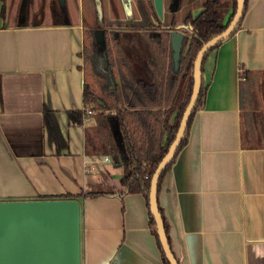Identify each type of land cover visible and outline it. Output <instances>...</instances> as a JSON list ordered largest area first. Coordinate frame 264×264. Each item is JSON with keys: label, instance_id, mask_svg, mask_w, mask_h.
<instances>
[{"label": "crops", "instance_id": "0c3cea01", "mask_svg": "<svg viewBox=\"0 0 264 264\" xmlns=\"http://www.w3.org/2000/svg\"><path fill=\"white\" fill-rule=\"evenodd\" d=\"M101 1L120 18L152 2L5 0L2 17L0 0V200L77 199L81 264H163L145 197L120 196L124 167L88 146L95 114L68 123V110H85L83 19ZM203 1L179 0L178 16L195 17ZM203 67V105L158 192L172 247L182 264H264V136L244 132L264 133L253 120L256 87L264 109V0H247Z\"/></svg>", "mask_w": 264, "mask_h": 264}, {"label": "trees", "instance_id": "16d2710c", "mask_svg": "<svg viewBox=\"0 0 264 264\" xmlns=\"http://www.w3.org/2000/svg\"><path fill=\"white\" fill-rule=\"evenodd\" d=\"M2 1L1 16L5 13V0ZM230 13L226 19L222 0H204L202 11L194 18L187 16L190 25L186 49L183 48L177 70L173 68L172 49L166 34L153 35L151 30L175 27L161 21L154 11L152 2L149 8L140 1L143 15L139 20L116 21L118 26L132 29L130 36L115 37L111 30L102 28L105 33L103 42H98L95 30L90 29L88 42L83 44L82 58L92 70L95 87L84 82L83 101L85 110H68L70 124H82L86 109L90 106L98 109L92 142L87 137L88 146L98 154H108L113 162L124 167L120 178L123 189L120 196L127 192H140L146 200L149 225L160 250L163 264H171L163 248L157 218L151 203V182L154 172L169 150L190 101L194 88V65L201 47L211 38L221 34L230 24L237 8V0H231ZM247 9V0L238 24L225 39L239 27ZM154 16H151V14ZM170 25V26H169ZM120 26V27H121ZM118 31V30H116ZM158 33V32H157ZM225 39L217 42L204 54L200 67V90L194 107L188 117L183 135L175 152L164 165L156 186L157 208L160 214L166 241L177 264H182L173 250L168 225L158 201V192L171 165L180 149L187 141L188 131L194 113L203 105L206 86L204 84V62L208 54ZM104 53V54H103ZM106 62V65L103 64ZM107 67H115L114 86L110 88L107 81ZM97 136V137H96ZM99 142V144L96 142ZM147 175V177H145ZM114 193L113 190H91L86 195H103Z\"/></svg>", "mask_w": 264, "mask_h": 264}, {"label": "water", "instance_id": "95a60500", "mask_svg": "<svg viewBox=\"0 0 264 264\" xmlns=\"http://www.w3.org/2000/svg\"><path fill=\"white\" fill-rule=\"evenodd\" d=\"M244 0H237V8L228 27L208 40L199 50L194 65V88L183 113L176 138L157 167L151 182V203L157 218L158 231L163 248L171 264H177L169 250L162 220L157 208L156 186L159 175L179 145L188 117L200 90V67L204 54L217 42L225 39L239 22ZM154 11L160 20L164 17L163 0H152ZM178 0L169 6L177 9ZM180 26L169 34L173 68L179 67L183 32ZM97 41L104 39L98 29ZM0 264H81L80 204L75 198H39L0 200Z\"/></svg>", "mask_w": 264, "mask_h": 264}, {"label": "rangeland", "instance_id": "374dc122", "mask_svg": "<svg viewBox=\"0 0 264 264\" xmlns=\"http://www.w3.org/2000/svg\"><path fill=\"white\" fill-rule=\"evenodd\" d=\"M222 1L224 3V7L222 8V11L226 13L225 10L227 8H230L232 2H231V0H222ZM112 3H113V5H112L113 6V9H114L113 11L115 13L114 15H116L115 17L114 16L113 17L108 16V11H106V4H108V2L105 4L104 1L98 2L97 3V6L95 5V12H94L95 14H94V16L84 17V19H83V21H84V34H83L84 35V39H83V44H85V43L88 42V36L87 35L89 34V30L90 29H92V30L93 29H96V28L97 29L107 28L108 30H112V29L115 30V29H117L118 32H119V30L121 28H124V26L123 25L122 26L120 25L121 27L118 26L115 23L116 21H120L121 23H123L124 20H121L122 18L123 19L124 18L125 19H129V20H136V19L140 18V15L139 14H141V11H140L139 7H138V12H137V15H139L138 18H137V16L136 17H133V14L131 12H129L128 14H126L125 17L120 18L119 13L116 10L115 5H114L115 2H112ZM164 3H165V1H164ZM148 8H149V6H148ZM150 14H151V12H150ZM151 16L154 19V16L152 14H151ZM169 18H170V14L169 13H165V16L162 19V21L164 20V22H165L166 19L168 20ZM226 18L227 17H225L224 19H226ZM97 29H96V31H97ZM83 64H84L83 67H84L85 80H86V82L90 86H92V84H93V86L95 87V89L97 91H99L97 85L94 83V79L92 77V70L90 69L89 65H87L85 63H83ZM112 71L114 73L116 72L115 67L113 68ZM255 89H256V92L258 94L257 96L259 98L256 96L257 100L255 101V107L254 108L256 109V107H257L259 111L254 112V114H253V116H254L253 117V120H257L258 123L262 121L263 123H261V124L264 126V109H260L259 108V106H261V103H260L261 102V98H260L261 97V95H260V92L261 91H260V89L258 87H256ZM88 112H89V115L91 116V119H92V115L97 114L99 111H98L97 108H94L93 106H90L88 108ZM245 122L247 123V125L249 124L248 116H246V115H245ZM253 123L254 124H257V122H253ZM250 125H251V123H250ZM249 126L244 129V132L246 133V135L248 136V135H251V133H252L254 136H256V138L254 139L255 141L256 140L259 141V142L260 141H263V136H264L263 134L264 133L263 132L260 133V129H258L257 130V133H256L255 130L252 129V128H249ZM95 131H97V130H95V127L93 129L91 128L88 131V136L90 137L91 142H92V135H94V132ZM248 140L251 141L250 138ZM96 142L99 144V142L97 140H96Z\"/></svg>", "mask_w": 264, "mask_h": 264}, {"label": "flooded vegetation", "instance_id": "af4514ba", "mask_svg": "<svg viewBox=\"0 0 264 264\" xmlns=\"http://www.w3.org/2000/svg\"><path fill=\"white\" fill-rule=\"evenodd\" d=\"M174 0H168L167 1V5H166V11H169V14H170V18L167 20L166 19V24H170L173 20L176 22L175 23V27L174 28H176V26H180L179 28H178V30H180L181 32H183V34H184V38H183V42H182V49H181V53H182V50H183V48L184 49H186V46H187V43H188V40H189V38H190V35H189V33H188V30H189V27H190V25L189 24H187L186 23V21H185V19H186V17L187 16H190V17H192V18H194L193 16H192V14H191V11L190 10H186L185 12H184V14H182L181 16H178V14H177V12H178V10H179V5H178V7H177V9L176 10H174V11H171L170 10V8H169V6L171 5V3L173 2ZM178 2H179V0H178ZM201 12V11H200ZM199 12V13H200ZM198 13V14H199ZM197 14V15H198ZM196 15V16H197ZM143 18V15L142 14H140V18L139 19H142ZM164 18V17H163ZM139 19H137V20H139ZM125 20H129V19H125ZM162 21V20H161ZM164 21V20H163ZM170 26V25H169ZM174 28H169L168 26H165L164 28H158V29H155V30H151L150 31V34H153V35H162V34H166L167 36H168V40H169V34H170V31L172 30V29H174ZM98 30V29H97ZM103 30V29H102ZM117 29H112L111 31H112V33H113V35L115 36V37H117V36H119L120 34H119V32L118 31H116ZM121 31H122V35H128V36H130V31H132V29H128V28H121L120 29ZM119 30V31H120ZM104 32V31H103ZM158 32V33H157ZM95 33H96V30H95ZM96 36V35H95ZM104 39H105V33H104ZM104 39H102L101 41H98V42H103L104 41ZM169 43H170V41H169ZM104 54V53H103ZM103 64L104 65H106V62H103ZM112 73H113V76H116V74H114V72L112 71L111 72V69L109 68V67H107V73H106V75H107V81H108V86L110 87V88H112L113 86H114V77L112 76Z\"/></svg>", "mask_w": 264, "mask_h": 264}, {"label": "built area", "instance_id": "2783aa9c", "mask_svg": "<svg viewBox=\"0 0 264 264\" xmlns=\"http://www.w3.org/2000/svg\"><path fill=\"white\" fill-rule=\"evenodd\" d=\"M104 159L108 160V156H105ZM88 171H89V169H88ZM145 177H147V175H145Z\"/></svg>", "mask_w": 264, "mask_h": 264}]
</instances>
